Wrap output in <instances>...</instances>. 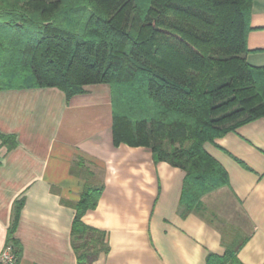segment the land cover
Segmentation results:
<instances>
[{"label": "trees", "instance_id": "16d2710c", "mask_svg": "<svg viewBox=\"0 0 264 264\" xmlns=\"http://www.w3.org/2000/svg\"><path fill=\"white\" fill-rule=\"evenodd\" d=\"M254 0H0V91L58 88L70 99L109 85L114 144L148 147L186 172L180 213L229 184L205 148L264 118V68L250 65ZM16 147L14 136L0 134ZM102 189L75 205L77 264L109 251L105 231L84 223ZM23 201L15 204L10 241ZM235 243L207 264H242Z\"/></svg>", "mask_w": 264, "mask_h": 264}, {"label": "crops", "instance_id": "0c3cea01", "mask_svg": "<svg viewBox=\"0 0 264 264\" xmlns=\"http://www.w3.org/2000/svg\"><path fill=\"white\" fill-rule=\"evenodd\" d=\"M251 23L247 61L264 68V0H254ZM113 124L109 85L70 99L58 88L0 91V134L17 142L10 149L0 138V252L23 201L13 234L20 264H77L75 205L97 188L83 221L106 232L109 251L94 264H207L237 242L239 262L264 264V118L205 144L229 184L187 216L186 172L148 147L116 146Z\"/></svg>", "mask_w": 264, "mask_h": 264}, {"label": "built area", "instance_id": "2783aa9c", "mask_svg": "<svg viewBox=\"0 0 264 264\" xmlns=\"http://www.w3.org/2000/svg\"><path fill=\"white\" fill-rule=\"evenodd\" d=\"M0 264H20L16 247L9 242L0 252Z\"/></svg>", "mask_w": 264, "mask_h": 264}]
</instances>
